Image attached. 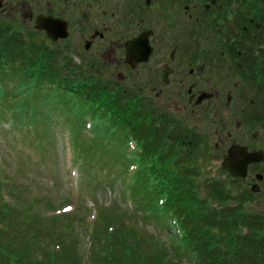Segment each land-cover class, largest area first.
I'll list each match as a JSON object with an SVG mask.
<instances>
[{
	"label": "trees",
	"instance_id": "obj_1",
	"mask_svg": "<svg viewBox=\"0 0 264 264\" xmlns=\"http://www.w3.org/2000/svg\"><path fill=\"white\" fill-rule=\"evenodd\" d=\"M231 8L234 11L229 15L227 10ZM203 11L209 27L219 21L227 23L232 17L237 25L233 38L247 42L241 44V50L248 70L264 74V0H217L211 11ZM213 12L214 20L210 19ZM24 39L22 32L10 30L0 20V116L12 113L15 124L26 125V133L37 131L39 124L50 126L56 116L61 124H68L71 138L84 131L93 145L101 143L125 172L131 171L129 193L140 201L144 216L162 231L173 230L171 238L177 248L192 255L194 264H264V234L244 237L240 245H225L224 238L216 237L218 230L229 231L227 225L239 230L237 217H242L240 206L229 204L232 198L222 182L210 181L202 186L206 199H201L188 181L181 183L180 176H198V169H183L199 164L201 147L197 142L189 143L178 121L147 108L120 84L105 79L97 67L78 65L64 49L27 44ZM259 47L262 49L255 51ZM126 144L124 153H119L118 148ZM13 178L0 169V264L181 263L173 261L172 252L169 257L163 253L161 258L148 257L140 238L126 244L118 233L133 226L127 228L118 217V223L111 224L101 218L104 213H100L96 228L87 231L90 244L83 251L87 259L80 250L74 252L67 246L64 238L63 245L47 244L43 237L36 236L45 233L47 217L40 221L35 217L36 201L21 202L23 192L12 185ZM246 219L252 222L249 225L257 222L246 216L245 224ZM258 221L262 233L264 219ZM155 243L150 235L146 244L150 248ZM220 244L223 246L217 248Z\"/></svg>",
	"mask_w": 264,
	"mask_h": 264
},
{
	"label": "flooded vegetation",
	"instance_id": "obj_2",
	"mask_svg": "<svg viewBox=\"0 0 264 264\" xmlns=\"http://www.w3.org/2000/svg\"><path fill=\"white\" fill-rule=\"evenodd\" d=\"M1 1L0 15H6L10 25L25 31L29 27L30 35L43 34L46 43L55 49L64 47L73 59L78 58L77 46L87 53L100 47L101 63L94 67L111 74L113 83L147 108L178 121L189 143L205 149L200 157L208 153L214 160L221 158V171L229 177L222 183L227 191L232 186L240 192L235 206H240L242 217H237L239 230L229 218L233 227L227 225L228 232L218 230L216 237L224 238L225 245H240L244 237L263 236L257 222L264 219V211L249 212L245 207L264 209V74L248 70L241 50L247 42L233 38L237 25L232 17L222 21L223 26L218 22L208 26L202 10L211 11L217 0H210L202 10L201 0ZM40 17L65 24L67 38L55 40L38 29ZM129 44L144 47L145 53L149 47L152 54L147 60L127 63ZM156 46L165 47L158 60ZM104 50L109 54L103 56ZM118 69L124 72L117 75ZM202 121L213 123L212 131L204 133ZM231 154L238 165L249 160L244 177H234L224 167ZM246 216L257 222L249 225L252 222L246 219L245 224Z\"/></svg>",
	"mask_w": 264,
	"mask_h": 264
},
{
	"label": "rangeland",
	"instance_id": "obj_3",
	"mask_svg": "<svg viewBox=\"0 0 264 264\" xmlns=\"http://www.w3.org/2000/svg\"><path fill=\"white\" fill-rule=\"evenodd\" d=\"M207 2L209 1L201 3L202 7L198 4L201 10L204 9V4ZM226 8L224 7L222 10L225 11ZM1 9H3V5ZM233 11V8L228 9L227 14L231 15ZM214 15L213 12L211 15L213 20L215 19ZM0 20L5 22L6 27H9L10 30L22 32L27 44L35 42L40 46L50 47L43 34L33 32L34 37L32 38L30 32H27L32 31L29 27L25 31L20 27L10 25L4 14L0 15ZM223 24L222 21H219L217 26L220 27ZM61 48L64 49V47ZM155 48L158 52L156 58L158 60L165 51V47L156 46ZM99 50L100 47H96L87 53L77 46L74 54L78 58L74 61L76 60L78 65L86 64L87 66L84 67L92 66L96 69L93 64L98 66L101 63L97 53ZM108 54L109 52L104 50L103 56ZM71 59L73 61V57ZM117 71V75L124 72L123 69ZM100 72L105 79H110L112 76L109 73ZM111 79L113 80V78ZM4 106L11 107L5 104ZM24 107L27 108L26 105ZM57 119L61 120L56 116L52 120L55 122L58 121ZM54 122H51L50 126L39 124L37 131L26 133L28 130L27 127H24L26 125L15 124L12 113L4 112L0 116V169L6 170L7 174L15 177L12 179V185L22 190L21 202L36 201L35 217L39 221L43 216L47 217L45 218L46 224H43L46 228L45 233L43 236L36 233L37 238L43 237L47 244L55 245L62 244L61 240L64 238L67 246L71 247L74 252L80 250L87 259V255L83 253V251H87L90 244L87 231L96 228L97 223L101 220L99 219L100 213H104L101 214V218L107 219L105 220L107 222L109 220L111 224H117L118 218H120L127 228L130 229L133 226L131 230L125 228L122 231L121 228L118 238L126 244L134 243L135 239L140 238L143 241L142 248L148 257H153V255L160 257L166 256V254L169 257L172 252V259L176 261L175 263L194 264L192 255L188 254L185 249L186 253L177 248L176 241L171 238L174 231H167V233L159 229L153 221L144 216L140 201L131 197L128 185V179L132 176L131 171L125 172L124 166L116 161L114 156H108L110 152L103 149L101 143L98 146L88 141V135L84 131L73 139L71 133H68L66 129L68 124ZM212 124L209 121H202V131L204 133L212 131ZM22 127L25 130L19 133ZM125 146L127 149L128 144L121 145L122 149L118 148L119 153H124ZM132 148L134 149V144H132ZM201 150L205 149L201 148ZM79 158H82L83 162L79 161ZM199 159L198 165L192 164L191 167L190 164L189 167L183 169L184 172L198 169V176L194 178L180 176V181L182 184L187 181L188 185L191 183V187L199 191L201 199H206L207 195L201 189L204 184L210 181L226 182L229 177L221 171V158L214 160L213 156L211 154L209 156L207 153ZM239 193L238 189L233 190L232 186H229L228 196L232 198L229 200L230 205H237ZM245 208L254 213H263L262 211H264V209L254 206ZM53 216L60 218L52 219ZM35 231L37 232V229ZM150 235L156 243L149 248L146 241ZM93 246H95L94 241ZM44 259L48 261V257L47 259L44 257ZM87 264L92 263L88 262Z\"/></svg>",
	"mask_w": 264,
	"mask_h": 264
},
{
	"label": "water",
	"instance_id": "obj_4",
	"mask_svg": "<svg viewBox=\"0 0 264 264\" xmlns=\"http://www.w3.org/2000/svg\"><path fill=\"white\" fill-rule=\"evenodd\" d=\"M216 0H212V3H215ZM2 8V1H0V9ZM38 29L42 31H46L47 34L55 39H66L67 38V27L66 25H62L59 21H55L50 18H38L37 21ZM148 48V52H144V47L140 48L137 44H129L127 46V63H136L141 62L143 60H147V57L152 54L151 48ZM144 55V58H143ZM248 157V156H247ZM233 154L225 159L224 167L229 170L234 177H244L246 175L248 161H245L241 165H238L236 161L233 159Z\"/></svg>",
	"mask_w": 264,
	"mask_h": 264
}]
</instances>
